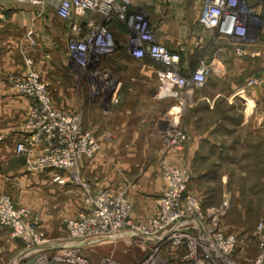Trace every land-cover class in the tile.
<instances>
[{
  "label": "crops",
  "instance_id": "1",
  "mask_svg": "<svg viewBox=\"0 0 264 264\" xmlns=\"http://www.w3.org/2000/svg\"><path fill=\"white\" fill-rule=\"evenodd\" d=\"M246 1L257 21L250 26L248 40L241 43L245 53L239 57L232 41L217 39L216 31L207 28L202 21L203 0H136V9L146 8L151 13L158 42L180 53L186 73H191L201 60L210 64L212 73L205 87L198 90L201 94L192 95L188 100L192 111L186 119L184 117L183 125L191 142L182 150L168 146L165 133L172 127L176 114L184 116L187 106L183 108L174 99L156 96V73L160 66L149 58L133 59L127 47L129 31L119 25V31L116 29L119 34V80L108 98L90 97L93 113L85 118L86 129L92 132L99 146L95 161H82L85 174L90 173L85 176L94 193H117L126 183L130 185V192L141 184L152 188L155 181H151L150 170L156 163H191L204 144L214 145L212 139L220 130L230 129L225 122L231 121L229 117L228 120L217 118L205 132L200 129L205 124V115L218 111L216 104L228 105L232 111L230 105L245 103L248 106L245 118L251 122L249 133L264 137V0ZM29 9L13 1L0 2V103L15 104L19 117L25 113L29 101L17 95L12 78L25 69L32 21ZM46 67L36 66L42 79L47 80L51 96L56 95L61 104L75 103L78 83L68 70L72 68L68 50L62 67L55 64ZM50 70L58 73L55 81L47 77ZM251 78H256L257 84L247 87ZM241 96L245 97L244 101L239 99ZM112 97L118 102L113 104ZM0 135L3 138L0 142V194L9 195L19 206L32 209L38 218L39 230L48 235L51 251H61L66 244L61 223L65 218L69 220L76 216L83 208V200H75L82 194L80 189L78 193L76 182L69 173L30 169L27 158L16 154L17 143L26 138L23 123L15 127L0 124ZM111 152H119V182L116 174L111 177L106 171L113 163V159L107 157ZM147 153L152 159L145 158ZM139 168L150 170L136 174L132 180H127L123 174ZM127 199L133 198L128 195ZM138 203L130 213L134 222H145L156 214V205L152 207L139 200ZM80 249L92 264H137L149 254V246L136 237L88 242ZM169 250L164 255L168 264H181L180 255L169 253Z\"/></svg>",
  "mask_w": 264,
  "mask_h": 264
},
{
  "label": "built area",
  "instance_id": "2",
  "mask_svg": "<svg viewBox=\"0 0 264 264\" xmlns=\"http://www.w3.org/2000/svg\"><path fill=\"white\" fill-rule=\"evenodd\" d=\"M5 1L51 11L68 25L71 65L79 72L90 70V77H94L91 70L101 60L117 54L111 23L128 29L127 47L133 59L149 58L160 66L156 73L159 99H174L185 108L191 92L202 90L212 73L210 64L203 60L186 73L180 53L158 42L151 13L146 8L136 9V0H0ZM202 21L216 31L217 39L232 41L235 53L243 57L241 43L248 40L250 26L257 19L246 0H203ZM31 36L32 32L28 34ZM256 84L257 79L251 78L247 87ZM13 88L19 97L29 101L24 124L26 138L17 143L16 154L27 158L30 169L66 172L76 182L81 162L99 149L92 132L83 127L82 113L62 112L53 106L48 84L35 71L31 59L26 58L25 69L14 79ZM111 102L118 100L112 97ZM165 137L168 146L178 150L185 147L188 136L180 113L175 115ZM162 178L166 187L156 201V214L141 223L131 219L133 205L125 192L94 193L83 184V208L67 220L66 244L57 252L51 251L52 244L39 230L32 212L17 207L9 195L0 194V228L10 230L12 237L23 241L31 252L11 264H28L32 259L34 264H92L81 253L82 245L131 237L149 246L148 256L137 264H168L164 258L168 249L169 253L180 255L181 264H238L234 259L237 240L221 228L227 206L205 213L200 201L186 193L191 182L189 174L166 163ZM263 231L264 221L256 233L260 253L250 264H264Z\"/></svg>",
  "mask_w": 264,
  "mask_h": 264
},
{
  "label": "rangeland",
  "instance_id": "3",
  "mask_svg": "<svg viewBox=\"0 0 264 264\" xmlns=\"http://www.w3.org/2000/svg\"><path fill=\"white\" fill-rule=\"evenodd\" d=\"M26 6L30 7L29 13L32 18L28 31V34L32 32V36L27 37L28 53L26 57L33 61L35 71L42 78V73L40 70H37L36 66H42L46 69V65L53 66L55 64L62 67L67 55L66 47L71 39V35L68 25L57 19L51 11L36 9V7L31 5ZM115 40L117 45L116 56L101 60L99 66L91 70V73L95 74L94 77H90L88 74L90 70L79 72L74 70L73 67L68 68L78 83L75 103L61 104L59 102L60 99L56 95L51 96L53 97L51 98L53 106L57 110L62 112L80 111L83 115V127L85 129L87 128L85 126V118L91 112L93 113L91 108L93 101L92 103L90 102V97L92 96L97 99L103 96L104 98H108L111 89L116 86V82L119 80L118 33H115ZM17 76L19 75L13 76V82ZM57 76L58 73L55 70H50L47 75L53 81H55ZM43 80L47 83V80ZM49 92L51 94L50 89ZM200 94L201 92L198 90L191 92V96H199ZM239 99L244 101L245 97L241 96ZM105 105L107 106L106 103ZM247 107L245 103L232 104L230 105L232 111H229L228 105L216 104L218 111L214 110L213 113L204 114L206 118L205 124L200 129L202 128L201 130L205 132L217 118H226L228 120L227 118L229 117L231 121H225L226 125L230 127V129L228 128L229 130H220L217 133L218 135L213 137V139L212 137H208L214 140L213 146L211 144H204L191 163L179 164L178 161H165L156 163L151 170L139 168L130 169L132 172H123L127 180H132L136 174L150 170L151 181L154 180L155 183L152 185V188L150 185L143 186L141 184L133 192H130V185L126 183L120 191H125L126 196L129 195L133 198L129 200L133 208L137 206L138 200L140 203H143V201L148 202L152 207H155L158 197L166 187L162 178L163 164L166 163L175 169L188 173L191 177V182L187 187L186 193L193 195L200 201L202 210L205 213H208L212 209H220L222 206H227V214L222 220L221 228L226 235L234 236L237 240L234 259L238 264H250L259 255L260 248L256 233L260 224L264 221V137L254 136L249 133L251 122L245 118L248 111ZM16 110L15 104L0 103V124H9L14 127L20 123L24 125L28 107L26 106V111L22 117L18 116L19 114H17ZM190 111H192V108L188 104L187 110L183 112L184 116L181 114L182 127L187 131L188 136L185 149L192 138L185 124L183 125V120L189 116ZM97 154L98 152L93 157L87 159V163L95 161ZM107 157H111L113 163L107 167L106 171L111 177L116 174L119 182V164H117L119 162V152L107 153ZM145 158L152 159V156L150 153H147ZM85 175L90 176V173L85 174L81 162L76 176L78 178L76 180V188L77 191L80 189L82 194H78L79 196L75 197L77 202L80 200L84 202L83 184H86L94 192L92 185ZM120 192L109 193L115 195ZM147 194H151L152 196L147 197ZM14 203L19 208H27L19 206L16 201ZM29 210L38 221L34 211L32 209ZM67 220L65 218L63 223H61L65 229V235L61 234V236L64 235V237H66ZM44 234L48 237L46 233ZM17 240L19 239L12 237L10 230L0 228V264H11L24 254H31L27 245L23 241ZM22 250L26 252L21 253Z\"/></svg>",
  "mask_w": 264,
  "mask_h": 264
},
{
  "label": "trees",
  "instance_id": "4",
  "mask_svg": "<svg viewBox=\"0 0 264 264\" xmlns=\"http://www.w3.org/2000/svg\"><path fill=\"white\" fill-rule=\"evenodd\" d=\"M110 28L112 29V31L114 32V35H115V33H117V31H119V24L111 23ZM116 29H117V31H116ZM118 52H119V50H118Z\"/></svg>",
  "mask_w": 264,
  "mask_h": 264
},
{
  "label": "water",
  "instance_id": "5",
  "mask_svg": "<svg viewBox=\"0 0 264 264\" xmlns=\"http://www.w3.org/2000/svg\"><path fill=\"white\" fill-rule=\"evenodd\" d=\"M35 259H32L28 264H34Z\"/></svg>",
  "mask_w": 264,
  "mask_h": 264
}]
</instances>
